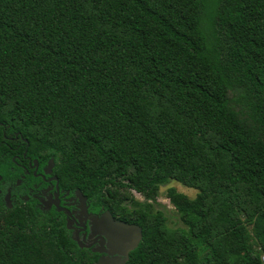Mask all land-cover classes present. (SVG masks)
<instances>
[{
    "label": "trees",
    "instance_id": "1",
    "mask_svg": "<svg viewBox=\"0 0 264 264\" xmlns=\"http://www.w3.org/2000/svg\"><path fill=\"white\" fill-rule=\"evenodd\" d=\"M16 142L142 228L126 264H263L264 0H0L2 180ZM170 180L197 190L166 191L181 227L149 202ZM3 191L0 264H95Z\"/></svg>",
    "mask_w": 264,
    "mask_h": 264
},
{
    "label": "flooded vegetation",
    "instance_id": "2",
    "mask_svg": "<svg viewBox=\"0 0 264 264\" xmlns=\"http://www.w3.org/2000/svg\"><path fill=\"white\" fill-rule=\"evenodd\" d=\"M16 136L17 134L14 138ZM22 139L24 138L22 137ZM22 148V144L19 142L10 146V149L14 151L11 160L16 167L9 165V168L17 171V176L2 180L0 174V192L4 190L2 194L3 204L8 208L15 204L24 209L32 207L33 209L52 210L55 208L63 212L65 214V225L68 219L71 220V228L68 229L72 232V237L78 232V237L82 239L83 243L90 245L83 248L94 251L93 248L100 246V239L98 238V232L94 230L93 218L98 217L99 214L91 213L88 210L87 199L86 206H84L78 201L75 191L70 193L68 189L64 190L59 187L58 178L53 173L54 162L50 172H47L50 158L44 164H41L37 158L26 155V147ZM7 193H9L10 207L7 206L5 199ZM56 200L58 206L55 204ZM61 208H67L71 215L69 216ZM95 239H97L96 242H94ZM98 255L100 256V253Z\"/></svg>",
    "mask_w": 264,
    "mask_h": 264
},
{
    "label": "water",
    "instance_id": "3",
    "mask_svg": "<svg viewBox=\"0 0 264 264\" xmlns=\"http://www.w3.org/2000/svg\"><path fill=\"white\" fill-rule=\"evenodd\" d=\"M52 165L53 159L50 158L47 172H50ZM75 192L78 201L86 206L85 202L87 197L80 190H75ZM5 199L7 201V206L10 207L9 193L6 194ZM55 204L58 206L57 200ZM61 209L69 216L71 215L67 208ZM93 226L94 230L98 232V238L100 239V246L93 248L95 252L100 253L95 264H126L130 251L135 249L142 239V228L138 224L117 219L109 210H105L99 214L98 217L93 218ZM66 227L69 229L71 228L70 219L67 220ZM72 238L80 247L90 246L83 243L82 239L78 237V232H76L75 236ZM97 239H95L94 242H96Z\"/></svg>",
    "mask_w": 264,
    "mask_h": 264
},
{
    "label": "rangeland",
    "instance_id": "4",
    "mask_svg": "<svg viewBox=\"0 0 264 264\" xmlns=\"http://www.w3.org/2000/svg\"><path fill=\"white\" fill-rule=\"evenodd\" d=\"M169 187H174L176 188V190L188 195L189 197H194L197 193V190L182 185L175 180H170L167 183L160 185L155 201L149 200V202H152L154 208H157L164 213V215L166 216V224L169 227H181L182 222L180 221L173 205L170 203L169 199L166 196V191ZM132 195L134 196L135 200L144 202V198L140 194L132 191Z\"/></svg>",
    "mask_w": 264,
    "mask_h": 264
},
{
    "label": "built area",
    "instance_id": "5",
    "mask_svg": "<svg viewBox=\"0 0 264 264\" xmlns=\"http://www.w3.org/2000/svg\"><path fill=\"white\" fill-rule=\"evenodd\" d=\"M261 261L264 264V254L261 256Z\"/></svg>",
    "mask_w": 264,
    "mask_h": 264
}]
</instances>
